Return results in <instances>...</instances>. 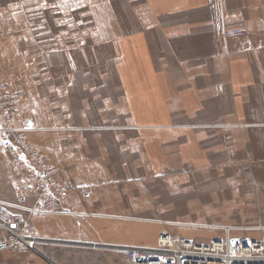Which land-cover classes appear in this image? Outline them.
I'll use <instances>...</instances> for the list:
<instances>
[{
	"label": "crops",
	"instance_id": "crops-1",
	"mask_svg": "<svg viewBox=\"0 0 264 264\" xmlns=\"http://www.w3.org/2000/svg\"><path fill=\"white\" fill-rule=\"evenodd\" d=\"M0 85L83 214L31 217L35 250L0 264L264 228V0H0Z\"/></svg>",
	"mask_w": 264,
	"mask_h": 264
},
{
	"label": "built area",
	"instance_id": "built-area-1",
	"mask_svg": "<svg viewBox=\"0 0 264 264\" xmlns=\"http://www.w3.org/2000/svg\"><path fill=\"white\" fill-rule=\"evenodd\" d=\"M247 33L245 28L224 31V38ZM31 110L22 96L7 85H0V150L8 157L11 174L25 183L14 189L15 202L0 199V253L27 255L39 239L33 216H83L70 199V188L61 179L57 166L49 164L31 143L30 128L21 126ZM85 199L89 190H81ZM222 237L207 242L177 237L162 231L153 248H127L131 264H264V236L244 232L264 231L262 227L224 226Z\"/></svg>",
	"mask_w": 264,
	"mask_h": 264
},
{
	"label": "rangeland",
	"instance_id": "rangeland-1",
	"mask_svg": "<svg viewBox=\"0 0 264 264\" xmlns=\"http://www.w3.org/2000/svg\"><path fill=\"white\" fill-rule=\"evenodd\" d=\"M2 168V167H1ZM2 169H0V175H2ZM6 173V172H5ZM2 175V177H4ZM1 177V176H0ZM0 180V184L2 186H5L9 188L7 184V179L2 178ZM251 223H256V224H264V221L259 220V222H251ZM204 233V232H203ZM208 237L212 233H207ZM199 241L202 240V242H206L205 239L199 238L197 239ZM68 253V252H67ZM60 262L64 264H131L128 259H127V253L122 252L121 254L119 253H113L109 251H95V250H88V251H71L68 253L67 257H63L62 259H59Z\"/></svg>",
	"mask_w": 264,
	"mask_h": 264
}]
</instances>
